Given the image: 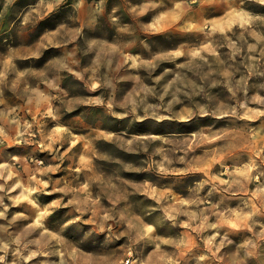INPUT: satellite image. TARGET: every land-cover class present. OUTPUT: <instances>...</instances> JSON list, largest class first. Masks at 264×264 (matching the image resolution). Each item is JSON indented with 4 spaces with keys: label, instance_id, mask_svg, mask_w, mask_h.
I'll list each match as a JSON object with an SVG mask.
<instances>
[{
    "label": "rangeland",
    "instance_id": "rangeland-1",
    "mask_svg": "<svg viewBox=\"0 0 264 264\" xmlns=\"http://www.w3.org/2000/svg\"><path fill=\"white\" fill-rule=\"evenodd\" d=\"M0 264H264V0H0Z\"/></svg>",
    "mask_w": 264,
    "mask_h": 264
}]
</instances>
